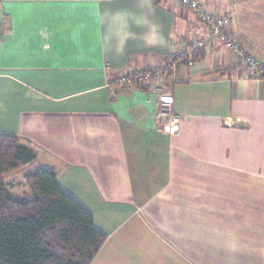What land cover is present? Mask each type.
Here are the masks:
<instances>
[{"label": "crops", "instance_id": "obj_1", "mask_svg": "<svg viewBox=\"0 0 264 264\" xmlns=\"http://www.w3.org/2000/svg\"><path fill=\"white\" fill-rule=\"evenodd\" d=\"M208 1L235 8V39L264 63V0ZM0 32V132L93 214L107 239L91 264H264V78L214 44L171 89L173 135L149 89L107 85L205 33L193 12L175 0H0Z\"/></svg>", "mask_w": 264, "mask_h": 264}, {"label": "trees", "instance_id": "obj_2", "mask_svg": "<svg viewBox=\"0 0 264 264\" xmlns=\"http://www.w3.org/2000/svg\"><path fill=\"white\" fill-rule=\"evenodd\" d=\"M36 159L19 136L0 132V264H91L107 235L54 170L28 172L30 194L11 191L6 177Z\"/></svg>", "mask_w": 264, "mask_h": 264}, {"label": "built area", "instance_id": "obj_3", "mask_svg": "<svg viewBox=\"0 0 264 264\" xmlns=\"http://www.w3.org/2000/svg\"><path fill=\"white\" fill-rule=\"evenodd\" d=\"M184 9L197 17L205 26V33L195 32L186 37L179 50H172L165 63L140 68L125 69L108 80V88L116 95L132 87L147 88L157 96L158 122L160 129L168 134H175L179 116L174 112V94L171 89L182 81L181 68L184 64L192 65L205 52H209L216 43H224L229 52L240 57L245 64L248 76L264 78V63L241 49L232 31L233 6L218 14L208 0H175ZM1 38V32H0ZM167 81H170L167 86ZM169 88V92L166 89Z\"/></svg>", "mask_w": 264, "mask_h": 264}, {"label": "rangeland", "instance_id": "obj_4", "mask_svg": "<svg viewBox=\"0 0 264 264\" xmlns=\"http://www.w3.org/2000/svg\"><path fill=\"white\" fill-rule=\"evenodd\" d=\"M33 165H27L24 168L9 174L6 181L10 183L11 191L16 195H26L31 191L26 180V174L32 171Z\"/></svg>", "mask_w": 264, "mask_h": 264}]
</instances>
